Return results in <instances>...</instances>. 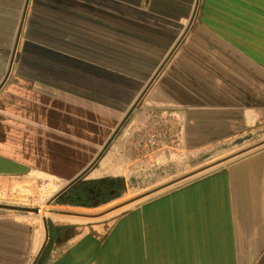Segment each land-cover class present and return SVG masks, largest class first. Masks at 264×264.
Listing matches in <instances>:
<instances>
[{"label": "crops", "instance_id": "obj_1", "mask_svg": "<svg viewBox=\"0 0 264 264\" xmlns=\"http://www.w3.org/2000/svg\"><path fill=\"white\" fill-rule=\"evenodd\" d=\"M172 51L142 99L170 113L156 156L229 145L237 157L108 221L51 218L71 230L49 246L46 218L0 209V264H264V0H30L0 90V191H62ZM139 104L90 179L137 163Z\"/></svg>", "mask_w": 264, "mask_h": 264}, {"label": "rangeland", "instance_id": "obj_2", "mask_svg": "<svg viewBox=\"0 0 264 264\" xmlns=\"http://www.w3.org/2000/svg\"><path fill=\"white\" fill-rule=\"evenodd\" d=\"M147 84L148 81H145L141 85H133V103L137 100ZM150 104L151 103H148L149 106H151ZM139 108L141 111L146 110V116L144 120L142 119L135 125L134 131L132 132L133 143H131V149L137 157V163L134 162L128 164L126 167L127 170L123 176H108L124 178V188L120 192V196L96 208L86 209L82 206L58 203L57 199H54V197L61 190L56 194H51L50 191L45 194L40 191V189H37V194H32L33 204L32 206H29H40L42 212L34 213V215H37V217L40 218H46L48 224L51 225H53L51 218L76 221L75 223L78 224L89 221L97 222L102 218H107L106 221H108V219H113L114 216H117L120 212L137 205L150 197L163 193L174 185L228 165L238 155V152L231 149V147H228V145L223 148L212 147L202 150H179V155L173 160H170V156L167 155H165L163 159L160 157L158 158L156 155L159 151L168 149L166 145L167 141H170V133L167 118L170 116V113L165 110L154 109L152 111L151 109H147L144 106V100L140 102ZM157 128L163 130L166 134L162 143L152 147L150 140L152 135L157 132ZM91 165L92 162L87 164L83 171ZM203 168L206 169L202 170ZM199 170L202 171L193 174ZM78 175H76V177ZM88 180L91 179L87 173L82 181ZM70 182L71 181H66L64 183L68 185ZM0 203L23 205L14 202L11 198H6L4 200L0 199ZM69 226L72 227L71 225ZM70 230L71 228L69 231H66L63 236L65 237L68 235Z\"/></svg>", "mask_w": 264, "mask_h": 264}, {"label": "trees", "instance_id": "obj_3", "mask_svg": "<svg viewBox=\"0 0 264 264\" xmlns=\"http://www.w3.org/2000/svg\"><path fill=\"white\" fill-rule=\"evenodd\" d=\"M23 7V0H0V82L4 77L5 71L8 67L9 59L11 56L13 43L16 36L17 27L19 24V19L21 16V11ZM160 56L162 53H159ZM114 85H107V87L114 89ZM102 87H96L94 91L95 101L102 104H107L103 101L105 91H99ZM123 87H119V91H122ZM115 90V89H114ZM129 93V90L126 91ZM152 103V102H149ZM68 148L64 147V150ZM70 150H68L69 152ZM67 152V151H64ZM71 152V151H70ZM83 163L79 162L76 165L71 164V167L74 169L75 167L82 166ZM68 166V165H67ZM65 173V172H64ZM83 185L98 186L102 187L100 193V200L97 201H87V202H66L59 201L60 204H70L72 206H82V207H97L104 203L111 201L112 199L119 197L120 192L123 190L124 178L121 177H102L98 179H91L88 181H82ZM80 187V186H79ZM78 187V190H79ZM49 225V242L48 246L52 245L54 242L58 240H62L64 233H62L64 227H56L54 225ZM45 251V249H44Z\"/></svg>", "mask_w": 264, "mask_h": 264}, {"label": "water", "instance_id": "obj_4", "mask_svg": "<svg viewBox=\"0 0 264 264\" xmlns=\"http://www.w3.org/2000/svg\"><path fill=\"white\" fill-rule=\"evenodd\" d=\"M29 1L30 0H26L25 1V5H24V8H23V12H22V16H21V19H20L19 27H18V30H17V33H16L15 41H14L13 48H12V52H11V56H10V59H9L8 67H7L6 73H5L2 81L0 82V90L5 85V83L7 82L8 78H9V76L11 74L12 68H13V64H14V60H15V57H16V53H17V48H18L20 36H21V31H22V28H23V24H24V20H25V17H26L27 8H28V5H29ZM173 52L174 51H172L168 55V57L164 60V62L160 65V67L156 71L155 75L151 78L150 82L147 84V86L145 87V89L142 91V93L140 94V96L138 97V99L136 100V102L134 103V105L132 106V108L128 111V113L126 114V116L122 120V122L119 125V127L113 133L111 139L105 144V146L102 149V152L97 157V159L94 161V163H92L91 166H89L88 168H86L75 179H73L70 182L69 185H67L62 191H60L54 197V199H57L58 196L62 192H64L65 190L69 189L71 186L76 185V184L82 182L84 176L89 172V170L93 167V165L96 163V161L101 157V155L103 154V152L108 148V146L110 145V142L112 141V139L114 138V136L119 132V130L124 125V123L127 121V119L130 117V115L132 114V112L137 109L138 104L143 99V97L145 96V94L147 93V91L149 90V88L151 87L152 83L155 81L156 77L163 70V68L165 67L168 59L170 58V56L172 55ZM204 169H206V168H203L202 170H204ZM202 170L196 171L193 174H197V173L201 172ZM0 209L9 210V211H17V212L38 213V208H36V207H30V206H24V205H14V204H7V203H0ZM44 223H45V226H46V241H45V243H46L49 240L50 233H49V226H48V223H47V220L46 219L44 220Z\"/></svg>", "mask_w": 264, "mask_h": 264}, {"label": "built area", "instance_id": "obj_5", "mask_svg": "<svg viewBox=\"0 0 264 264\" xmlns=\"http://www.w3.org/2000/svg\"><path fill=\"white\" fill-rule=\"evenodd\" d=\"M152 137H151V144L152 147H155L157 144L162 143L165 132L159 128H157ZM6 198H11L14 200V202L21 203L24 206H32V189L31 186L27 183H21L19 184L12 192H5V191H0V199L4 200ZM38 208V213L42 212V208L40 206H37Z\"/></svg>", "mask_w": 264, "mask_h": 264}, {"label": "flooded vegetation", "instance_id": "obj_6", "mask_svg": "<svg viewBox=\"0 0 264 264\" xmlns=\"http://www.w3.org/2000/svg\"><path fill=\"white\" fill-rule=\"evenodd\" d=\"M80 186V187H79ZM79 187V190H78ZM102 187L83 185V183H78L71 186L69 189L65 190L58 196L59 201L66 202H87V201H97L100 200V193Z\"/></svg>", "mask_w": 264, "mask_h": 264}]
</instances>
